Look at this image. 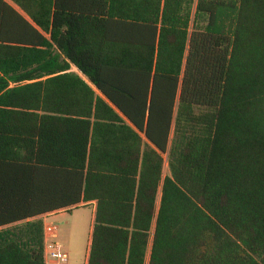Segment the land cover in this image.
<instances>
[{
    "label": "trees",
    "instance_id": "1",
    "mask_svg": "<svg viewBox=\"0 0 264 264\" xmlns=\"http://www.w3.org/2000/svg\"><path fill=\"white\" fill-rule=\"evenodd\" d=\"M11 1L0 264L92 201L87 264H264V0Z\"/></svg>",
    "mask_w": 264,
    "mask_h": 264
},
{
    "label": "rangeland",
    "instance_id": "2",
    "mask_svg": "<svg viewBox=\"0 0 264 264\" xmlns=\"http://www.w3.org/2000/svg\"><path fill=\"white\" fill-rule=\"evenodd\" d=\"M167 172L168 169L165 167V173ZM92 216L91 207H80L65 215V220L68 223L62 222L59 224L62 227L63 234L66 235V243L61 242V244L69 255L70 264H84L85 262Z\"/></svg>",
    "mask_w": 264,
    "mask_h": 264
},
{
    "label": "crops",
    "instance_id": "3",
    "mask_svg": "<svg viewBox=\"0 0 264 264\" xmlns=\"http://www.w3.org/2000/svg\"><path fill=\"white\" fill-rule=\"evenodd\" d=\"M7 4H9L12 8H14L15 10H17L21 15H23L25 18L28 19V17L23 13V11H21V9L15 4L13 3L11 0H4ZM76 1L77 0H62V5L65 7L64 8H61V10H64L65 14H74L75 12V4H76ZM67 28H64L63 31H66ZM39 32L46 38V39H49L52 46H51V49L52 51H55L56 49V46L54 45L53 43V39L51 38V34L50 33H46L44 31H42L41 29H39ZM72 70L73 71H78L76 67H72ZM82 205L79 206L78 208L80 207H91L92 208V211H93V216H92V224H91V227H90V234H89V240H88V246H87V250H86V256H85V262L84 264H87L88 262V256H89V245H90V239H91V231H92V225H93V220H94V214H95V209H96V202L95 201H92V202H88V203H81ZM72 208V207H71ZM68 209H70L69 207L68 208H62V209H58V210H55V211H52V212H49V213H46L42 216L43 220L44 221H51V222H55L58 227H59V234H58V239L60 242H64V244L66 243V240H65V234H63V230H62V227L61 225H59L60 223L62 222H66V218H65V215H68L69 212L77 209V208H74L71 210V211H68ZM68 223V222H66ZM65 224V223H64ZM71 253V252H69ZM46 264H56L54 262H51V261H48L46 262ZM70 264V260H69V263Z\"/></svg>",
    "mask_w": 264,
    "mask_h": 264
},
{
    "label": "built area",
    "instance_id": "4",
    "mask_svg": "<svg viewBox=\"0 0 264 264\" xmlns=\"http://www.w3.org/2000/svg\"><path fill=\"white\" fill-rule=\"evenodd\" d=\"M59 227L55 222L44 221L45 263L67 264L69 255L58 239Z\"/></svg>",
    "mask_w": 264,
    "mask_h": 264
}]
</instances>
